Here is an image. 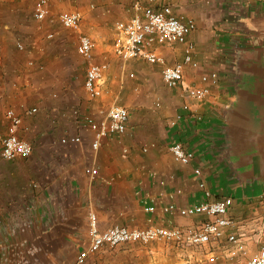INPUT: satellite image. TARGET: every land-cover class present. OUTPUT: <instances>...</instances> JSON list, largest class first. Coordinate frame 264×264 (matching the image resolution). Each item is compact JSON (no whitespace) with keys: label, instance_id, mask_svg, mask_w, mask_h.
Masks as SVG:
<instances>
[{"label":"crops","instance_id":"crops-1","mask_svg":"<svg viewBox=\"0 0 264 264\" xmlns=\"http://www.w3.org/2000/svg\"><path fill=\"white\" fill-rule=\"evenodd\" d=\"M159 3H170L175 15L196 22L187 39L198 67L184 65V83L199 84L202 71L218 72L205 100L187 99L189 110L181 107L178 88L162 85L159 64L114 54L115 22L133 14L131 0H50L40 22L33 10H0V151L8 108L21 116L19 136L32 145L26 158L0 155V264H74L89 241V211L100 229L199 224L204 214L172 216L160 210L172 200H200L194 166L201 167L214 198L232 197L229 231L248 250L236 263L247 264L264 246V0ZM76 10L80 30L94 42L93 60L107 64L102 93L94 98L84 89L76 31L53 20ZM154 47L168 64L182 60V44ZM112 103L128 108L127 128L93 149L83 118H105ZM33 107L36 111L28 113ZM177 114L180 119L170 125ZM72 135L81 141L61 143ZM171 140L193 150L189 164L173 159ZM145 204L155 209L147 212ZM140 252L125 245L103 248L82 264H137L144 257Z\"/></svg>","mask_w":264,"mask_h":264},{"label":"built area","instance_id":"built-area-1","mask_svg":"<svg viewBox=\"0 0 264 264\" xmlns=\"http://www.w3.org/2000/svg\"><path fill=\"white\" fill-rule=\"evenodd\" d=\"M49 2L50 0H34L32 15L35 21L40 22L45 19ZM131 8L133 10L131 16L115 22L114 54L123 60L139 57L149 63L159 64L162 83L168 88H178L179 94L184 99L181 102L183 109H190L187 99L199 102L205 100L210 95L211 88L218 83L219 76L216 70L202 71L199 75V84L184 83V65L198 67V62L193 58V42L187 39L188 34L196 28L195 20L192 17L175 15L170 3L160 4L159 0H131ZM81 18V13L76 10L58 14L57 21L64 28L76 31V52L85 63L84 89L89 97L94 98L102 93L100 83L107 64L104 61L93 60L94 42L80 30ZM46 36L52 37V32H48ZM175 43L183 45L182 60L168 64L154 45ZM17 46L23 47L21 43H17ZM35 111L34 107L27 110L28 113ZM4 117L7 120V126L6 132L1 137V157L7 160L28 157L31 154L32 145L19 136L18 126L21 123V116L8 108L4 112ZM180 117L181 115L177 114L175 118L169 120V124L174 125ZM128 119V108L119 103H112L103 119L97 120L92 116H85L83 122L91 131V148L98 149L102 138L124 133ZM60 141L63 144L76 143L80 142L81 138L78 135L64 136ZM168 149L173 159L184 165L189 164L195 156L193 150L185 147L180 141L171 140ZM122 151L127 153L128 149L123 148ZM91 172L96 173L97 168L93 167ZM193 175L196 178L197 188L201 192L200 200L183 204L172 200L161 205L160 210L172 216L204 214L206 218L199 224L195 226L149 224L144 227L111 224L100 229L95 212L89 211L87 223L89 241L87 246L77 253L74 264H82L88 255L99 252L103 248H114L125 243L148 245L157 241L180 246L217 245L220 246L221 252H224L230 264H237L241 257L247 256L248 250L244 241L235 232L229 231L233 225V220L228 213L232 197L223 195L214 198L202 178L200 166L193 167ZM176 192L179 193L180 189ZM154 209L153 204L144 205V210L147 212ZM207 255L209 258L217 256L212 250L208 251ZM247 264H264V246L259 247L255 253L247 257Z\"/></svg>","mask_w":264,"mask_h":264},{"label":"rangeland","instance_id":"rangeland-1","mask_svg":"<svg viewBox=\"0 0 264 264\" xmlns=\"http://www.w3.org/2000/svg\"><path fill=\"white\" fill-rule=\"evenodd\" d=\"M33 5H34V0H16V1L0 0V10H4V9L13 10L20 7L21 10H26L27 12H29V10L31 11L33 10ZM53 20L57 24L58 22L57 17L54 18ZM50 28L52 29L54 27H50ZM52 37H54V34ZM157 85H159V83ZM123 245L129 247H135L141 251L140 254L144 257H140L139 260H137L136 262L137 264H229L230 263L229 260L225 258V255L219 253L221 252L220 246L213 244H207L203 246H198V245L180 246L173 243L157 241L148 245H142L139 243L138 244L125 243V244H120L119 246H123ZM210 250L215 251L217 256L213 258H209L207 254L208 251ZM148 255H150V257H148Z\"/></svg>","mask_w":264,"mask_h":264}]
</instances>
